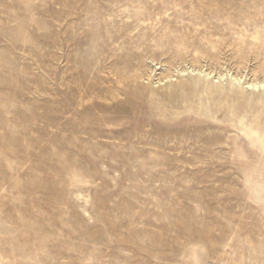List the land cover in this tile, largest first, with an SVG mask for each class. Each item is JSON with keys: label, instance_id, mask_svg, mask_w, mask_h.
<instances>
[{"label": "rangeland", "instance_id": "rangeland-1", "mask_svg": "<svg viewBox=\"0 0 264 264\" xmlns=\"http://www.w3.org/2000/svg\"><path fill=\"white\" fill-rule=\"evenodd\" d=\"M256 82L264 0H0V264H264Z\"/></svg>", "mask_w": 264, "mask_h": 264}, {"label": "bare ground", "instance_id": "bare-ground-1", "mask_svg": "<svg viewBox=\"0 0 264 264\" xmlns=\"http://www.w3.org/2000/svg\"><path fill=\"white\" fill-rule=\"evenodd\" d=\"M199 73L200 74H203L204 73V75H205V77H207V78H210V76L212 75V73H209V72H204V71H199ZM224 76L225 75H219V79L220 80H223L224 79ZM233 80H234V82L236 83V84H240V83H244L245 84V82H243L242 80V78H238V77H234L233 78ZM247 88L248 89H250V90H261V89H263L264 90V82H256V83H247Z\"/></svg>", "mask_w": 264, "mask_h": 264}]
</instances>
